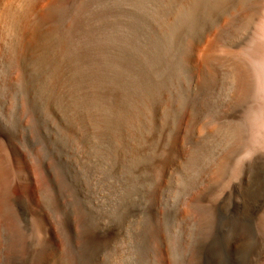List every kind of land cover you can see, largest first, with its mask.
I'll list each match as a JSON object with an SVG mask.
<instances>
[{"label":"rangeland","instance_id":"1","mask_svg":"<svg viewBox=\"0 0 264 264\" xmlns=\"http://www.w3.org/2000/svg\"><path fill=\"white\" fill-rule=\"evenodd\" d=\"M253 1L77 0L50 58L1 48L0 264H264Z\"/></svg>","mask_w":264,"mask_h":264},{"label":"bare ground","instance_id":"2","mask_svg":"<svg viewBox=\"0 0 264 264\" xmlns=\"http://www.w3.org/2000/svg\"><path fill=\"white\" fill-rule=\"evenodd\" d=\"M242 3L243 0H238ZM77 0H0V51L5 46L6 59L17 71L21 65L43 61L62 50L60 23L73 19ZM251 10L254 16V41L247 57L234 56L230 61L232 80L238 94L247 97L257 89L264 96V0H254ZM66 27V24H65ZM41 49L37 54L35 51ZM231 51L216 40L208 42L198 59V70L212 75ZM237 54V53H236ZM235 54V55H236ZM14 68V69H15ZM216 72V71H214ZM258 126L264 129V105L254 109ZM5 168L0 163V180L5 179Z\"/></svg>","mask_w":264,"mask_h":264}]
</instances>
